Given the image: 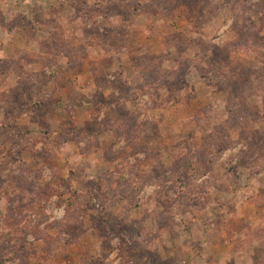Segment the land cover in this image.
I'll return each instance as SVG.
<instances>
[{"label": "rangeland", "instance_id": "obj_1", "mask_svg": "<svg viewBox=\"0 0 264 264\" xmlns=\"http://www.w3.org/2000/svg\"><path fill=\"white\" fill-rule=\"evenodd\" d=\"M0 264H264V0H0Z\"/></svg>", "mask_w": 264, "mask_h": 264}]
</instances>
